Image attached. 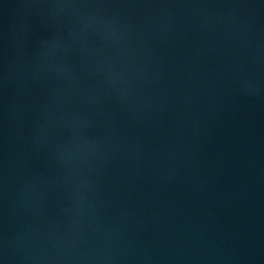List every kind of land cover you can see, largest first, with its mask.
Returning <instances> with one entry per match:
<instances>
[{
	"label": "water",
	"instance_id": "obj_1",
	"mask_svg": "<svg viewBox=\"0 0 264 264\" xmlns=\"http://www.w3.org/2000/svg\"><path fill=\"white\" fill-rule=\"evenodd\" d=\"M0 264H264V0H0Z\"/></svg>",
	"mask_w": 264,
	"mask_h": 264
}]
</instances>
